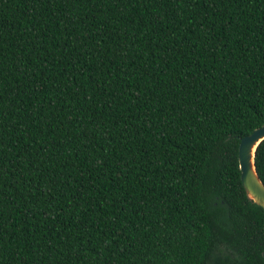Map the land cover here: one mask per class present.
<instances>
[{
	"label": "trees",
	"instance_id": "trees-1",
	"mask_svg": "<svg viewBox=\"0 0 264 264\" xmlns=\"http://www.w3.org/2000/svg\"><path fill=\"white\" fill-rule=\"evenodd\" d=\"M262 124L264 0H0V264H264Z\"/></svg>",
	"mask_w": 264,
	"mask_h": 264
},
{
	"label": "water",
	"instance_id": "water-1",
	"mask_svg": "<svg viewBox=\"0 0 264 264\" xmlns=\"http://www.w3.org/2000/svg\"><path fill=\"white\" fill-rule=\"evenodd\" d=\"M264 139V124L242 136L238 144L240 179L247 198L264 209V182L259 177L254 155L257 145ZM264 256V251L262 252Z\"/></svg>",
	"mask_w": 264,
	"mask_h": 264
}]
</instances>
